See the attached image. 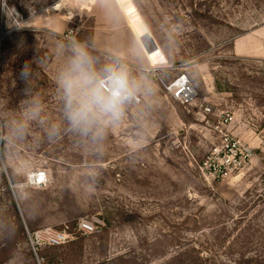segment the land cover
Wrapping results in <instances>:
<instances>
[{"label":"rangeland","instance_id":"1","mask_svg":"<svg viewBox=\"0 0 264 264\" xmlns=\"http://www.w3.org/2000/svg\"><path fill=\"white\" fill-rule=\"evenodd\" d=\"M60 3L0 0V264H264V0ZM69 33L101 62L143 67L154 88L99 142L64 118L55 45ZM182 74L188 102L165 87ZM37 169L40 190L27 179ZM20 189L50 226L87 216L97 232L36 254Z\"/></svg>","mask_w":264,"mask_h":264},{"label":"clouds","instance_id":"2","mask_svg":"<svg viewBox=\"0 0 264 264\" xmlns=\"http://www.w3.org/2000/svg\"><path fill=\"white\" fill-rule=\"evenodd\" d=\"M55 47L56 54L63 58L55 84L63 104L64 118L69 129L81 137L102 141L108 129L124 117L128 106L137 102L141 95L152 97L155 94L143 67L139 68L140 75H135L119 56H109L101 62L87 40L69 33ZM33 74L31 65L26 64L20 76L27 84ZM40 112L39 103L33 97L28 118L36 119ZM24 127L22 121L18 122L17 135L23 133ZM59 132L60 127L52 125L48 135L55 137Z\"/></svg>","mask_w":264,"mask_h":264},{"label":"built area","instance_id":"3","mask_svg":"<svg viewBox=\"0 0 264 264\" xmlns=\"http://www.w3.org/2000/svg\"><path fill=\"white\" fill-rule=\"evenodd\" d=\"M166 90L171 96L180 102L190 101L193 95L190 94L191 85L185 74L179 76L174 82L165 85ZM193 90V89H192ZM209 111V108H206ZM3 140V128L0 124V150ZM227 148L230 149V144ZM38 175V179H37ZM30 184L34 187L42 188L49 182V174L46 170L37 169L28 174ZM99 222L94 217H83L76 221L74 227L68 223L62 224L61 227L46 226L35 230L27 229V237L31 248L37 252L43 247H57L69 243L75 239L76 234L82 236L91 235L97 232Z\"/></svg>","mask_w":264,"mask_h":264},{"label":"crops","instance_id":"4","mask_svg":"<svg viewBox=\"0 0 264 264\" xmlns=\"http://www.w3.org/2000/svg\"><path fill=\"white\" fill-rule=\"evenodd\" d=\"M38 190L43 189V188H37ZM18 198L20 201L21 205V212L24 215L25 221L32 225L36 226L35 229L50 226V225H57L58 222H56L53 218H48V217H39L35 216L31 211H29V200L32 199V195L28 190L25 189H20L18 192ZM33 229V230H35Z\"/></svg>","mask_w":264,"mask_h":264},{"label":"bare ground","instance_id":"5","mask_svg":"<svg viewBox=\"0 0 264 264\" xmlns=\"http://www.w3.org/2000/svg\"><path fill=\"white\" fill-rule=\"evenodd\" d=\"M67 3V2H66ZM63 5H65V0H61V3L57 6L58 9L61 8ZM190 94L193 95L194 91L192 89H190Z\"/></svg>","mask_w":264,"mask_h":264},{"label":"water","instance_id":"6","mask_svg":"<svg viewBox=\"0 0 264 264\" xmlns=\"http://www.w3.org/2000/svg\"><path fill=\"white\" fill-rule=\"evenodd\" d=\"M151 38V37H150Z\"/></svg>","mask_w":264,"mask_h":264}]
</instances>
